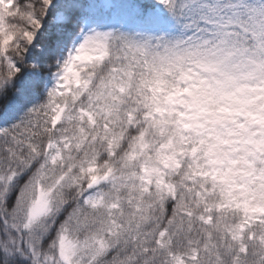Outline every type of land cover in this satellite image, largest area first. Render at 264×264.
I'll use <instances>...</instances> for the list:
<instances>
[{
	"label": "snow or ice",
	"instance_id": "6c2138e0",
	"mask_svg": "<svg viewBox=\"0 0 264 264\" xmlns=\"http://www.w3.org/2000/svg\"><path fill=\"white\" fill-rule=\"evenodd\" d=\"M0 264H264V0H0Z\"/></svg>",
	"mask_w": 264,
	"mask_h": 264
}]
</instances>
